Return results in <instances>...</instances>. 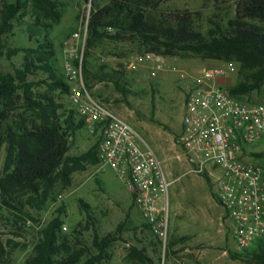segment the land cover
Instances as JSON below:
<instances>
[{"label": "rangeland", "instance_id": "obj_1", "mask_svg": "<svg viewBox=\"0 0 264 264\" xmlns=\"http://www.w3.org/2000/svg\"><path fill=\"white\" fill-rule=\"evenodd\" d=\"M57 2L62 15L59 24L50 31L31 29V7H26V19L15 23L13 34L7 40L6 49L14 54L6 56L5 49L0 54L1 70L11 72L21 65L26 56L21 48L28 44L27 38L33 32L52 41L58 67L66 76L64 42H69L67 48L71 50L72 60L75 61V56H82V81L90 96L127 121L162 164L170 182L167 246L163 248L160 239L145 225L123 181L109 167L96 163L73 172L68 186L57 183L44 202L35 195H17L23 203L21 214L0 207V264H26L33 255L41 229L55 216L66 227V230L62 229L61 236L67 238L74 249L81 246L92 255L96 254L93 238L111 233L115 240L107 248V259L102 261L104 264H143L135 256L134 248L144 250L142 253L151 259L146 264H256L246 257L230 256L231 252L240 251L236 250L229 232L231 222L218 201L214 180L209 177L210 181H206L202 174L190 171L183 156L180 160L176 158L181 154L175 137L184 113L183 83L179 74L169 66L193 71L204 66L231 63L235 71L223 79L230 87L240 81L238 63L178 52L171 56L161 54L167 66L156 77H151L149 64L132 72L125 68V62L128 57L147 50L141 43L101 40L89 45L87 27L84 40H72L74 33L84 30L91 4L85 0ZM96 2L102 5L108 0ZM234 7L235 0H162L151 15L159 20L187 11L191 27L208 36L216 28L224 29L234 18ZM33 57L31 54L29 59L33 60ZM83 60L86 61V72H83ZM115 79L119 81V87L115 85ZM34 90L47 91L43 86ZM51 94L65 109L75 110L70 92L55 90ZM243 96L251 102L264 101V83ZM98 140V131L91 132L85 124L70 140L69 153H82ZM250 151L264 153V141ZM4 155L5 147L2 146L0 176L4 169ZM244 159L264 169V156ZM117 225H121L120 231L116 229ZM76 238L80 245L74 242ZM87 252L82 257L83 261L88 258Z\"/></svg>", "mask_w": 264, "mask_h": 264}, {"label": "trees", "instance_id": "obj_2", "mask_svg": "<svg viewBox=\"0 0 264 264\" xmlns=\"http://www.w3.org/2000/svg\"><path fill=\"white\" fill-rule=\"evenodd\" d=\"M85 1L91 4L87 19L89 45L101 40L137 42L147 49L145 52L155 54L190 52L207 59L234 60L239 65L240 81L229 87L231 94L245 95L264 83V0H235L234 18L224 29L216 28L208 36L191 27L187 11L156 20L151 11L162 0H108L102 5L96 0ZM28 5L31 29L50 31L59 24L62 9L57 0H0V54L4 49L6 56L14 54L6 49L7 40L15 23L26 19ZM27 40L28 44L21 48L26 54L21 65L11 72L0 67V148L5 147L0 207L18 214L23 203L17 195H35L44 202L57 183L68 186L73 172L99 163V140L82 153H69L70 140L85 122L74 109H65L51 94L55 90L68 93L70 87L58 67L52 41L33 32ZM31 54L33 60L29 59ZM86 69L83 60V72ZM114 83L119 87L117 79ZM42 86L46 92L34 90ZM202 175L210 181L206 173ZM62 226L58 216L44 225L26 264H104L107 248L115 240L111 233L93 238L96 254L92 255L84 247L74 249L61 236ZM120 227L117 225L116 229L120 231ZM74 242L80 245L79 239ZM133 250L143 264L151 262L142 253L144 250ZM86 252L88 258L83 261ZM230 256L264 264V239L243 251L231 252Z\"/></svg>", "mask_w": 264, "mask_h": 264}, {"label": "built area", "instance_id": "obj_3", "mask_svg": "<svg viewBox=\"0 0 264 264\" xmlns=\"http://www.w3.org/2000/svg\"><path fill=\"white\" fill-rule=\"evenodd\" d=\"M84 30L72 40L86 36ZM64 42V70L70 99L91 132L98 131L99 165L109 167L124 183L143 221L167 245L169 232L168 187L162 164L124 119L93 99L82 81V56H75ZM149 64L151 77L164 70L161 54L142 52L127 58L125 68L137 71ZM169 68L179 74L184 113L175 137L181 156L196 174L206 173L217 185V198L230 220L237 251L264 239V169L245 161L264 139V101L251 102L231 94L223 79L235 71L231 63L204 66L199 70ZM66 230V227H62Z\"/></svg>", "mask_w": 264, "mask_h": 264}, {"label": "crops", "instance_id": "obj_4", "mask_svg": "<svg viewBox=\"0 0 264 264\" xmlns=\"http://www.w3.org/2000/svg\"><path fill=\"white\" fill-rule=\"evenodd\" d=\"M5 156V155H4Z\"/></svg>", "mask_w": 264, "mask_h": 264}]
</instances>
